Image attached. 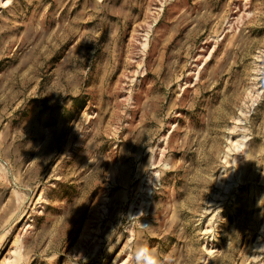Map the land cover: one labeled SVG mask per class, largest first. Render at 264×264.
Masks as SVG:
<instances>
[{
  "label": "rangeland",
  "instance_id": "rangeland-1",
  "mask_svg": "<svg viewBox=\"0 0 264 264\" xmlns=\"http://www.w3.org/2000/svg\"><path fill=\"white\" fill-rule=\"evenodd\" d=\"M264 264V0H0V264Z\"/></svg>",
  "mask_w": 264,
  "mask_h": 264
},
{
  "label": "clouds",
  "instance_id": "clouds-1",
  "mask_svg": "<svg viewBox=\"0 0 264 264\" xmlns=\"http://www.w3.org/2000/svg\"><path fill=\"white\" fill-rule=\"evenodd\" d=\"M130 259L134 261V264H161L155 250L150 249L146 244L137 247ZM125 264H128V262L125 261Z\"/></svg>",
  "mask_w": 264,
  "mask_h": 264
}]
</instances>
